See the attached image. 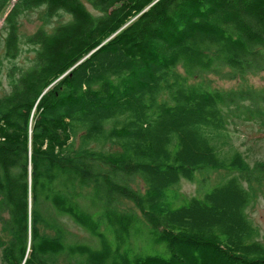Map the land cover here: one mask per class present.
I'll use <instances>...</instances> for the list:
<instances>
[{
  "label": "trees",
  "instance_id": "1",
  "mask_svg": "<svg viewBox=\"0 0 264 264\" xmlns=\"http://www.w3.org/2000/svg\"><path fill=\"white\" fill-rule=\"evenodd\" d=\"M11 2L0 0V16ZM40 6L71 17L26 35L32 63L0 96L4 264H264L245 186L264 162L223 150L230 117L264 124V90H209L179 71L264 72V0H16L6 57L20 53L18 16ZM106 141L120 152L93 145ZM228 167L239 174L170 208L166 192L182 179ZM118 196L144 220L118 209ZM64 216L97 244L72 241Z\"/></svg>",
  "mask_w": 264,
  "mask_h": 264
},
{
  "label": "rangeland",
  "instance_id": "2",
  "mask_svg": "<svg viewBox=\"0 0 264 264\" xmlns=\"http://www.w3.org/2000/svg\"><path fill=\"white\" fill-rule=\"evenodd\" d=\"M16 0H12L4 13L0 16V96L11 90L10 78L11 73H18L21 69L27 68L34 58L35 52L32 45L25 42L26 35L36 31L39 27H44L52 30L57 24L68 20L71 15L61 12L60 15L46 18V9L44 6L30 8L24 10L17 18L18 32L21 39V49L19 55L15 59H10L5 55L4 39L7 34V25L5 18L12 4ZM87 8L93 13H97L90 4H86ZM179 71L186 76L189 85L199 84L209 90H234V89H257L264 90V72L248 73L245 75L235 72L233 69L225 66H220L216 72L205 73L200 76H189L182 67ZM229 137V146L224 145L223 150H228L230 147L239 150L251 165L256 162H264V124L252 117L233 116L229 118V123L226 132ZM98 149L107 152L119 153V146L111 141L104 143L93 144ZM239 173L232 168L211 169L204 168L195 172L193 180L182 179L180 183L166 192V201L170 208H176L188 204L192 196L203 197L213 187L222 183L231 175ZM134 187L139 185L143 187V182L137 177L131 183ZM245 186L252 192V200L247 209L248 215L253 224L260 231V240L264 242V177L248 180L246 178ZM118 209L126 212L134 213L138 218L143 219L142 212L129 199L118 196L116 203ZM8 218V214L0 212V264H4L2 257L1 244L9 238V232L4 227V219ZM59 221L64 224L69 232L72 241L87 242L97 244V240L88 232L81 229L73 223L68 217H61ZM101 230L107 231L105 223L101 222ZM146 228L140 231L141 236H146ZM139 239H142L139 237ZM135 248L142 249L145 246L149 252H159L162 248L153 247L151 244L141 240L134 241Z\"/></svg>",
  "mask_w": 264,
  "mask_h": 264
}]
</instances>
